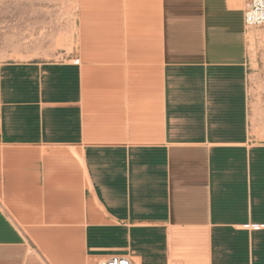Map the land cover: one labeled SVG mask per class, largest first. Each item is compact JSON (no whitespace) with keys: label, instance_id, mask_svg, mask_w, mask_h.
<instances>
[{"label":"crops","instance_id":"crops-1","mask_svg":"<svg viewBox=\"0 0 264 264\" xmlns=\"http://www.w3.org/2000/svg\"><path fill=\"white\" fill-rule=\"evenodd\" d=\"M248 0H72L73 56L0 64V264H264Z\"/></svg>","mask_w":264,"mask_h":264},{"label":"rangeland","instance_id":"rangeland-1","mask_svg":"<svg viewBox=\"0 0 264 264\" xmlns=\"http://www.w3.org/2000/svg\"><path fill=\"white\" fill-rule=\"evenodd\" d=\"M77 25L72 0H0V64L71 58ZM247 67L250 106L264 139V26L253 29Z\"/></svg>","mask_w":264,"mask_h":264},{"label":"built area","instance_id":"built-area-1","mask_svg":"<svg viewBox=\"0 0 264 264\" xmlns=\"http://www.w3.org/2000/svg\"><path fill=\"white\" fill-rule=\"evenodd\" d=\"M244 21L247 27L264 26V0H248L244 9ZM97 264H132L126 256L112 255L101 259Z\"/></svg>","mask_w":264,"mask_h":264}]
</instances>
